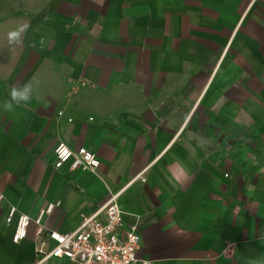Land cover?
<instances>
[{
  "label": "crops",
  "instance_id": "crops-1",
  "mask_svg": "<svg viewBox=\"0 0 264 264\" xmlns=\"http://www.w3.org/2000/svg\"><path fill=\"white\" fill-rule=\"evenodd\" d=\"M59 143L98 171L56 168ZM0 194V264H39L114 195L140 258L264 264V0H0ZM53 202L15 242L9 210Z\"/></svg>",
  "mask_w": 264,
  "mask_h": 264
},
{
  "label": "built area",
  "instance_id": "built-area-1",
  "mask_svg": "<svg viewBox=\"0 0 264 264\" xmlns=\"http://www.w3.org/2000/svg\"><path fill=\"white\" fill-rule=\"evenodd\" d=\"M54 151L56 168L69 162L74 170L97 172L101 165L98 155L85 148L74 150L65 143H59ZM143 173L138 177L145 179ZM115 200L116 195L86 217L80 227L73 232H50L48 237L52 244L50 251L45 253L44 240L37 245L39 264H44L51 256L64 257L75 264H157L153 259L139 257L141 248L139 227L136 223H126L125 215ZM2 201L3 195L0 194V204ZM57 204L49 203L35 219L26 214H18L17 209L12 207L6 220L8 223L14 220L17 222L13 240L19 242L25 239L28 227L33 221L40 225L38 234L41 235L44 231L41 225L44 216L52 212Z\"/></svg>",
  "mask_w": 264,
  "mask_h": 264
},
{
  "label": "clouds",
  "instance_id": "clouds-1",
  "mask_svg": "<svg viewBox=\"0 0 264 264\" xmlns=\"http://www.w3.org/2000/svg\"><path fill=\"white\" fill-rule=\"evenodd\" d=\"M30 27L29 24H21L18 27L10 30L7 33L8 42L11 45H16L22 43V34L25 33L28 28ZM43 44V41H41ZM35 47V45H33ZM32 93V85L25 84L22 87H18L16 85H13L10 89V100L6 101V110H12L13 109V102H15L16 105L21 104L22 102H27L31 98Z\"/></svg>",
  "mask_w": 264,
  "mask_h": 264
}]
</instances>
